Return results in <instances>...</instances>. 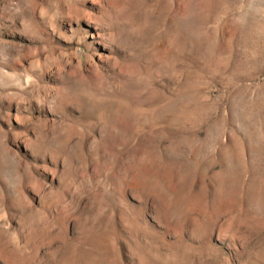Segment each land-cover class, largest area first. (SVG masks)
Returning a JSON list of instances; mask_svg holds the SVG:
<instances>
[{"label":"rangeland","instance_id":"1","mask_svg":"<svg viewBox=\"0 0 264 264\" xmlns=\"http://www.w3.org/2000/svg\"><path fill=\"white\" fill-rule=\"evenodd\" d=\"M0 264H264V0H0Z\"/></svg>","mask_w":264,"mask_h":264}]
</instances>
